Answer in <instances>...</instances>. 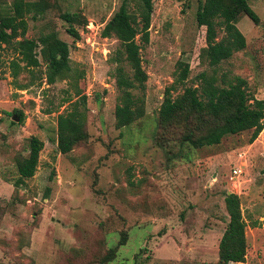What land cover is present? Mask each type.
Wrapping results in <instances>:
<instances>
[{
  "label": "rangeland",
  "instance_id": "obj_1",
  "mask_svg": "<svg viewBox=\"0 0 264 264\" xmlns=\"http://www.w3.org/2000/svg\"><path fill=\"white\" fill-rule=\"evenodd\" d=\"M12 1L0 0V12ZM24 1L44 6L34 19L25 17L26 37L55 34L73 72L47 84L43 64L27 68L9 47L0 52V264H101L111 252L106 264H217L228 193L239 197L247 242L244 262L229 264H264V129L252 144L246 131L196 149L181 143L184 125L162 132L158 124L166 89L173 86L174 99L199 86L202 72L220 87L240 77L249 95L264 99V0H247L259 24L240 16L236 26L246 47L216 67L200 58L206 34L196 13L204 0H151L149 40L140 51L147 78L132 92L143 115L121 128L113 77L120 45L101 33L123 2L139 14L141 0ZM65 13L80 16L76 40L66 33ZM223 36L217 28V41ZM185 65L187 79L175 82ZM80 73L88 139L62 155L57 117L70 111ZM15 110L24 115L22 124ZM30 136L44 147L35 175L15 188L16 162L28 155ZM233 168L242 173L231 179Z\"/></svg>",
  "mask_w": 264,
  "mask_h": 264
},
{
  "label": "trees",
  "instance_id": "obj_2",
  "mask_svg": "<svg viewBox=\"0 0 264 264\" xmlns=\"http://www.w3.org/2000/svg\"><path fill=\"white\" fill-rule=\"evenodd\" d=\"M141 2L139 14L129 12L123 2L104 24L101 33L103 38H116L120 45V51L113 59L117 64L113 77L120 93L119 103L115 107L116 128L128 127L143 115L141 100L132 92L142 90L147 78L141 66L140 51L149 40L153 4L151 0ZM43 7L38 1L13 0L10 7L3 13L0 12V52L3 47H9L27 68H37L43 64L46 67V83L53 84L57 80L71 78L73 70L69 66L68 54L55 34L48 33L38 39L26 37L25 17L34 14V19L35 15L42 13ZM243 15L254 25L259 24V17L247 0H204L199 6L196 22L198 27L205 28L206 34V47L200 58L207 61L210 67L220 65L234 53L245 49V38L236 26L239 17ZM79 17L69 13L60 16L68 24L66 33L74 40L79 38L74 27L79 23ZM84 24L85 20L82 22L83 26ZM217 28L224 32V36L218 41ZM10 65L12 68L17 66L16 61L13 60ZM188 70L185 65L175 82L183 83L187 79ZM12 76H16L14 70ZM82 77L81 73L75 76L72 90L76 99L70 102V111L57 117L56 145L62 155L68 154L76 145L88 139L86 96L76 86L77 80ZM197 79L199 86L185 88L174 99L170 95L173 86L166 89L158 113L159 129L165 132L184 125L181 143L196 149L219 145L224 137L246 131H251L249 143L252 144L264 129V99L249 95L246 81L240 77L223 81V87L216 84L214 76H208L205 72L199 74ZM12 116L19 118V123L24 122L21 111L15 110ZM158 137L167 139L169 136L159 134ZM43 147V142L36 136L28 138V155L16 162L18 177L15 188L35 175ZM224 205L228 222L219 240L217 264L243 263L247 250L246 224L239 197L234 193L225 194ZM123 244L124 239L120 245ZM113 258L114 252H111L101 264L111 262Z\"/></svg>",
  "mask_w": 264,
  "mask_h": 264
},
{
  "label": "built area",
  "instance_id": "obj_3",
  "mask_svg": "<svg viewBox=\"0 0 264 264\" xmlns=\"http://www.w3.org/2000/svg\"><path fill=\"white\" fill-rule=\"evenodd\" d=\"M242 173V170L240 168H233L231 170V176L230 178L233 179V178H236L238 177L240 174Z\"/></svg>",
  "mask_w": 264,
  "mask_h": 264
},
{
  "label": "water",
  "instance_id": "obj_4",
  "mask_svg": "<svg viewBox=\"0 0 264 264\" xmlns=\"http://www.w3.org/2000/svg\"><path fill=\"white\" fill-rule=\"evenodd\" d=\"M14 120H18V119L17 118L16 119L14 118ZM228 194H230V193H228Z\"/></svg>",
  "mask_w": 264,
  "mask_h": 264
}]
</instances>
